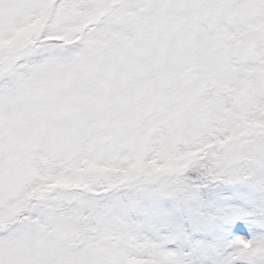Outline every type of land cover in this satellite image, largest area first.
I'll return each instance as SVG.
<instances>
[{
    "label": "snow or ice",
    "instance_id": "6c2138e0",
    "mask_svg": "<svg viewBox=\"0 0 264 264\" xmlns=\"http://www.w3.org/2000/svg\"><path fill=\"white\" fill-rule=\"evenodd\" d=\"M0 264H264V0H0Z\"/></svg>",
    "mask_w": 264,
    "mask_h": 264
}]
</instances>
